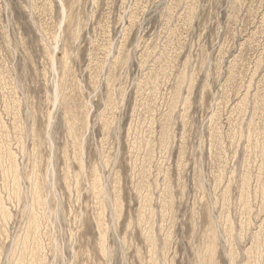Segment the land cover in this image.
<instances>
[{
    "label": "rangeland",
    "instance_id": "obj_1",
    "mask_svg": "<svg viewBox=\"0 0 264 264\" xmlns=\"http://www.w3.org/2000/svg\"><path fill=\"white\" fill-rule=\"evenodd\" d=\"M0 264H264V0H0Z\"/></svg>",
    "mask_w": 264,
    "mask_h": 264
}]
</instances>
